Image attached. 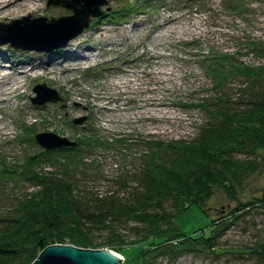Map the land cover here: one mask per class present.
<instances>
[{"label": "rangeland", "instance_id": "rangeland-1", "mask_svg": "<svg viewBox=\"0 0 264 264\" xmlns=\"http://www.w3.org/2000/svg\"><path fill=\"white\" fill-rule=\"evenodd\" d=\"M42 2L43 7L61 10L60 16L72 12L62 5L48 4V0ZM230 2L234 5L238 1ZM244 2L248 12L241 14L228 9L224 0H107L102 16L92 18L63 48L37 52L0 44L9 55H0V63L9 60L10 74L16 64L33 56L42 63L51 54L61 57L45 76L29 74L25 78L21 98L0 102V159L7 156L8 163L17 165L26 156L38 154L43 147L33 142L34 132H54L74 140L93 130L111 144L87 150L85 160H95L97 172L83 184L103 195L117 188L119 175L137 167L146 152L144 141L193 140L207 120L199 103L203 97L213 100L218 96L202 55L214 49L247 64H264V57L249 45L264 44V0ZM134 5L139 9L121 10ZM115 10L123 16L106 15ZM25 16L34 19L44 15L25 14L0 23ZM69 50L77 54L65 60ZM88 52L87 58L79 57ZM37 83L58 91L62 100L34 104L31 98L36 95L33 88ZM238 87V79L226 87L232 100H237ZM78 118L83 121L74 123ZM240 158L245 159L243 154ZM255 159L259 169L240 183L232 182V195L214 186L210 197L192 205L176 221L187 235L197 238L210 236L213 222L224 219L221 223L228 225L215 249L197 245L175 258L169 254L147 257L144 264H264V209L254 207L245 214L235 210L240 203L264 194V150ZM45 166L52 170L57 164L48 162ZM130 226L117 227L128 240L134 237ZM99 233L97 239L102 241L109 235L105 230ZM149 245L126 247L122 264H139L140 251Z\"/></svg>", "mask_w": 264, "mask_h": 264}, {"label": "trees", "instance_id": "trees-1", "mask_svg": "<svg viewBox=\"0 0 264 264\" xmlns=\"http://www.w3.org/2000/svg\"><path fill=\"white\" fill-rule=\"evenodd\" d=\"M226 1L228 9L248 12L244 0L234 5ZM135 5L121 10L139 9ZM111 14L123 16L120 10L106 15ZM249 45L264 57V44ZM202 56L218 96L199 103L207 120L197 136L190 141H144L146 152L133 171L119 175L116 189L101 195L83 184L97 172L95 160H85L87 150L111 144L93 130L75 138L73 146L41 149L22 164L8 163L7 156L0 159V264H32L52 244L119 253L130 245L150 244L140 251L139 264L157 255L175 258L197 245L216 248L228 225L221 223L224 219L213 222L210 236L197 238L176 221L210 197L214 186L232 195V182L240 183L259 169L255 157L264 150V64H247L214 49ZM233 79L239 80L237 100L226 90ZM48 162L57 166L46 170ZM254 207L264 209V194L235 210L245 214ZM119 226H130L133 239L124 237ZM104 230L108 237L97 239Z\"/></svg>", "mask_w": 264, "mask_h": 264}, {"label": "water", "instance_id": "water-1", "mask_svg": "<svg viewBox=\"0 0 264 264\" xmlns=\"http://www.w3.org/2000/svg\"><path fill=\"white\" fill-rule=\"evenodd\" d=\"M107 0H49L48 4L62 5L72 10L71 15L57 19L38 17L31 19L25 16L11 23H0V44L10 43L12 47L23 50L51 52L65 46L68 42L84 31L92 18L100 17L102 6ZM109 10V9H108ZM24 23L23 29L19 30ZM37 93L32 101L43 105L61 99L58 91L46 84H37L33 88ZM83 118L75 119L80 124ZM36 142L45 150L69 147L75 144L66 137L54 132H39L35 135ZM106 249L80 248L72 244H52L41 251L32 264H122L124 260Z\"/></svg>", "mask_w": 264, "mask_h": 264}, {"label": "bare ground", "instance_id": "bare-ground-1", "mask_svg": "<svg viewBox=\"0 0 264 264\" xmlns=\"http://www.w3.org/2000/svg\"><path fill=\"white\" fill-rule=\"evenodd\" d=\"M25 14H43L45 17H59L61 14V10L57 8L43 7L42 0H0V21L10 20L19 16H24ZM90 53L91 52H88L83 56L79 55V57L85 59L87 58L86 56L90 55ZM4 54H6V57L8 58L9 55L7 51L4 48L0 47L1 58H4ZM74 54L77 53L70 50L67 51L65 60L69 59ZM57 58L61 57L59 55L58 57H56V54H51V56H49V58L44 63H42L39 62L38 58H35L33 56L31 57V59L26 60L24 63L16 64V66L13 67V74H10L7 70V67L8 69L12 68L9 60H7V62L0 63V102H7L12 98H21L23 96L21 88L25 86V78L29 76V74H32L35 77L41 75L45 76L44 74L54 69V65L57 63V61L59 62ZM73 60L74 59H72L71 61ZM27 64L31 65V67L28 68ZM40 70L44 72L38 73ZM121 82L122 81H119L117 84L119 87H121L122 85ZM111 252L125 259L122 253L114 250H112Z\"/></svg>", "mask_w": 264, "mask_h": 264}]
</instances>
